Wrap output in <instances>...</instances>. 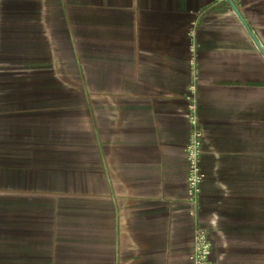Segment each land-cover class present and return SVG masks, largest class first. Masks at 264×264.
<instances>
[{
  "label": "crops",
  "instance_id": "obj_1",
  "mask_svg": "<svg viewBox=\"0 0 264 264\" xmlns=\"http://www.w3.org/2000/svg\"><path fill=\"white\" fill-rule=\"evenodd\" d=\"M191 45L209 262L264 264V0H0V264H191Z\"/></svg>",
  "mask_w": 264,
  "mask_h": 264
},
{
  "label": "built area",
  "instance_id": "obj_2",
  "mask_svg": "<svg viewBox=\"0 0 264 264\" xmlns=\"http://www.w3.org/2000/svg\"><path fill=\"white\" fill-rule=\"evenodd\" d=\"M218 2H227V0H215ZM190 36L193 38L194 32ZM194 45L190 46L191 59L190 66V83L187 88V122L190 126V133L187 145L184 149L187 158V212L193 220L192 230V251L189 257L191 264H210L209 256L212 252V242L208 231L200 225L198 219L199 201L201 196V187L205 180V174L201 167L202 141L203 132L200 129L197 105V83L198 71L194 57Z\"/></svg>",
  "mask_w": 264,
  "mask_h": 264
},
{
  "label": "water",
  "instance_id": "obj_3",
  "mask_svg": "<svg viewBox=\"0 0 264 264\" xmlns=\"http://www.w3.org/2000/svg\"><path fill=\"white\" fill-rule=\"evenodd\" d=\"M241 22L243 23V21L241 20ZM258 47V46H257ZM259 48V47H258ZM263 55H264V53H263Z\"/></svg>",
  "mask_w": 264,
  "mask_h": 264
}]
</instances>
